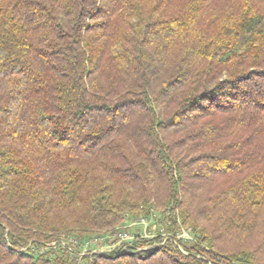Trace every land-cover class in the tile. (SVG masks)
I'll return each mask as SVG.
<instances>
[{
    "label": "trees",
    "instance_id": "16d2710c",
    "mask_svg": "<svg viewBox=\"0 0 264 264\" xmlns=\"http://www.w3.org/2000/svg\"><path fill=\"white\" fill-rule=\"evenodd\" d=\"M153 211L84 264H264V0H0V264Z\"/></svg>",
    "mask_w": 264,
    "mask_h": 264
},
{
    "label": "rangeland",
    "instance_id": "374dc122",
    "mask_svg": "<svg viewBox=\"0 0 264 264\" xmlns=\"http://www.w3.org/2000/svg\"><path fill=\"white\" fill-rule=\"evenodd\" d=\"M159 212V211H158ZM157 211H153L152 214L150 215V218L148 219L149 221L146 220V224H143L141 222V219H128L120 228H122V231L128 233L129 235L135 237L137 233L139 234V236L141 237H145V236H149V237H153L156 234V227H158L157 224V220L159 218L160 213H158ZM117 235V233L115 234H111V232H107L106 234H92L90 235V238L84 240V241H80L78 240V238H74L71 237L69 238V241H71V243L73 244L72 247V251H73V256H75L77 258L76 260V264H84V262L80 259V258H87L88 256H82L84 254V248H83V244L90 239L93 238H104L105 241L104 243H102V247L104 246H113L115 245L116 241L114 236ZM182 236L184 237H189L190 235L187 231H183ZM146 238V237H145ZM166 238H168V235L166 236ZM74 240V241H73ZM78 242V245L76 246L74 243ZM101 247L98 245H93L91 246V248L89 249V252H94L95 250H100ZM117 250V249H116ZM91 258V257H89Z\"/></svg>",
    "mask_w": 264,
    "mask_h": 264
},
{
    "label": "built area",
    "instance_id": "2783aa9c",
    "mask_svg": "<svg viewBox=\"0 0 264 264\" xmlns=\"http://www.w3.org/2000/svg\"><path fill=\"white\" fill-rule=\"evenodd\" d=\"M141 222L143 224H146V220H141ZM116 233H117V235L114 236L116 244L113 245V246H104V247H102L101 245H102V243H104L105 239L104 238H100V237L87 240L83 244L84 254L82 256H88V257H93V256H96V255L106 256V255H109L111 253L118 252V251H121L122 254L127 253L129 251V249L133 246V241L135 240V237L129 235L128 233H126V232H124L122 230H120V231H118ZM145 237L146 238H153V237H149V236H145ZM180 238H184L186 240H191V238L184 237L182 235L180 236ZM74 244L77 246L78 242H75ZM61 245L64 248H67V250L70 253L73 254V251H72L73 244L71 243V241H69V245L66 242H61ZM93 245H98V246L101 247V249L100 250H95L94 252H89L90 251L89 249ZM54 246H55V244H54ZM155 248H156V246L150 247V249H155ZM80 259L82 260L83 258H80Z\"/></svg>",
    "mask_w": 264,
    "mask_h": 264
}]
</instances>
